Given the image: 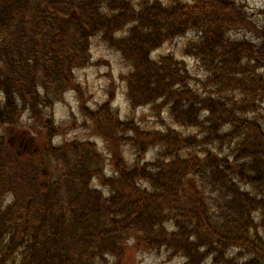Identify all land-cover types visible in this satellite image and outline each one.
<instances>
[{
	"label": "trees",
	"instance_id": "obj_1",
	"mask_svg": "<svg viewBox=\"0 0 264 264\" xmlns=\"http://www.w3.org/2000/svg\"><path fill=\"white\" fill-rule=\"evenodd\" d=\"M252 29L235 0H0V264H125L130 248L264 264V46L229 36ZM190 35L181 57L153 58ZM97 37L129 63L130 108L171 121L145 128L113 95L81 96L110 127L97 136L137 156L116 148L110 170L96 140L58 141L57 104L82 94Z\"/></svg>",
	"mask_w": 264,
	"mask_h": 264
},
{
	"label": "rangeland",
	"instance_id": "obj_2",
	"mask_svg": "<svg viewBox=\"0 0 264 264\" xmlns=\"http://www.w3.org/2000/svg\"><path fill=\"white\" fill-rule=\"evenodd\" d=\"M237 5L246 12L250 18L258 24V29L232 31L229 36L235 40H249L256 44L264 46V0H235ZM191 35L184 39H177L173 43L166 44L158 53L171 52L181 57L185 44L189 41ZM261 46V47H262ZM194 68L196 74L205 77L203 71L196 62L188 60ZM129 70L127 63L121 54L108 47L97 37L93 39L92 47V64L80 71H77V79L82 86V94L72 91L67 93L65 101L57 104L56 120L63 124L64 133L58 141H74L93 139L99 143L107 157V167L112 168V162L108 155L113 154L116 148H119L124 157L130 161H135L137 156L133 154L130 144L120 142L117 144H105L104 140L97 136V130L107 129L110 127L106 124H97L80 111L82 104L81 96L84 102L95 109L99 104L106 101L112 95L113 103L120 111V120H134L145 128L166 131L169 120L166 111L158 113L150 106L140 107L132 110L126 101V85L122 76ZM80 97V98H79ZM261 110L264 111V101ZM96 127V128H95ZM186 132L187 130H183ZM185 135H189L184 133ZM6 135V139L9 137ZM34 143V148H35ZM37 146H44L43 141H38ZM156 150L150 152L146 158L154 156ZM111 172V171H109ZM108 172V173H109ZM236 254V253H234ZM125 264H182V259L172 257L169 252L162 250L160 252L141 251L130 248L125 258Z\"/></svg>",
	"mask_w": 264,
	"mask_h": 264
}]
</instances>
